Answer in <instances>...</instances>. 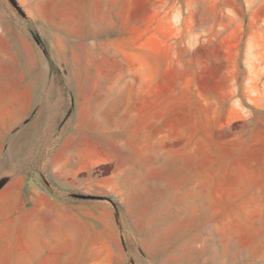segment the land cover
Wrapping results in <instances>:
<instances>
[{
	"label": "rangeland",
	"instance_id": "374dc122",
	"mask_svg": "<svg viewBox=\"0 0 264 264\" xmlns=\"http://www.w3.org/2000/svg\"><path fill=\"white\" fill-rule=\"evenodd\" d=\"M14 1L0 264H264V0Z\"/></svg>",
	"mask_w": 264,
	"mask_h": 264
},
{
	"label": "water",
	"instance_id": "95a60500",
	"mask_svg": "<svg viewBox=\"0 0 264 264\" xmlns=\"http://www.w3.org/2000/svg\"><path fill=\"white\" fill-rule=\"evenodd\" d=\"M16 8H18V6L16 5V2L14 1V0H9ZM34 111L35 110H33L31 113H30V115L27 117V119H25V121H24V123H26L28 120H29V118L33 115V113H34ZM2 178L0 179V186L2 185Z\"/></svg>",
	"mask_w": 264,
	"mask_h": 264
},
{
	"label": "crops",
	"instance_id": "0c3cea01",
	"mask_svg": "<svg viewBox=\"0 0 264 264\" xmlns=\"http://www.w3.org/2000/svg\"><path fill=\"white\" fill-rule=\"evenodd\" d=\"M0 212L2 215V191H0Z\"/></svg>",
	"mask_w": 264,
	"mask_h": 264
},
{
	"label": "trees",
	"instance_id": "16d2710c",
	"mask_svg": "<svg viewBox=\"0 0 264 264\" xmlns=\"http://www.w3.org/2000/svg\"><path fill=\"white\" fill-rule=\"evenodd\" d=\"M35 38H36L37 40H39V38H38L37 36H36Z\"/></svg>",
	"mask_w": 264,
	"mask_h": 264
}]
</instances>
